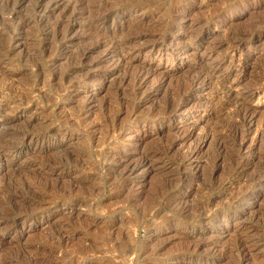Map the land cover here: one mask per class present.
Instances as JSON below:
<instances>
[{"label":"rangeland","instance_id":"rangeland-1","mask_svg":"<svg viewBox=\"0 0 264 264\" xmlns=\"http://www.w3.org/2000/svg\"><path fill=\"white\" fill-rule=\"evenodd\" d=\"M9 1L4 264H264V0Z\"/></svg>","mask_w":264,"mask_h":264},{"label":"bare ground","instance_id":"bare-ground-1","mask_svg":"<svg viewBox=\"0 0 264 264\" xmlns=\"http://www.w3.org/2000/svg\"><path fill=\"white\" fill-rule=\"evenodd\" d=\"M10 4H11V2H10L9 0H6V2H5V6H4L3 10L8 9ZM105 20H106V16H105V17H101V16H100V17H97L95 21H96V22H98V21H100V22H104ZM236 46H238V44H236ZM238 109H240V108H238ZM240 111H241V110H240ZM239 114H240V113H239ZM132 119H133V118H132ZM135 119H136V118H135ZM135 119H133V120H135ZM129 120H130V119H129ZM243 120H244V119H243ZM231 121H232V120H231ZM233 121H234V120H233ZM237 122H238V121H234V122H233V126H235L236 128L239 127V125H240V124L237 123ZM239 129H240V128H239ZM49 131H50V130H49ZM234 137H235V136H234ZM220 138H221L220 141L218 140V141H219V142H218V144H219V148L217 147L218 149H220V150L222 149V150H223V148H228V147H230V146H232V145L234 146L235 140H234L232 137H225V138L220 137ZM203 142H204V141H203ZM237 142H238V141H237ZM216 146H218V145H216ZM230 148H231V147H230ZM156 149H157V148H156ZM150 150H151V149H150ZM218 151H219V150H218ZM225 151H226V150H225ZM12 152H17V149H14V146H13V145H10V144H6V145L2 144V145H1V144H0V158H4V157H7V156H10L9 153H12ZM153 152H154V151H153ZM153 152H151V153H153ZM218 153H219V155H220V152H218ZM222 153H223V152H222ZM153 154H154V153H153ZM153 154H152V155H153ZM149 157H150L149 155H146L145 160H147ZM7 158H8V157H7ZM237 164H238V163H237ZM237 164H235V165H237ZM134 165H135V164H134ZM134 165H133V166H134ZM233 165H234V164H233ZM262 165H263V164H262ZM135 166H136V165H135ZM230 166H232V165H230ZM131 167H132V166H131ZM235 168H236V166H235ZM240 168H241V167H240ZM129 169H130V168H129ZM231 169H232V168H231ZM261 169H262V166H261ZM131 170H134V168H131ZM131 170H130V171H131ZM235 170H236V169H235ZM237 170H238V169H237ZM203 171H204V170H203ZM230 171H231V170H230ZM232 171H234V169H233ZM260 171H261V172L259 173L258 178L261 179V178H264V168H263L262 170H260ZM204 174H207V173H205V171H204ZM204 174H203V176H204V178H205V175H204ZM249 178H250V177H249ZM249 178H248V179H249ZM253 178H254V177H253ZM168 179H169V178H168ZM254 179H255V178H254ZM260 179H259V180H260ZM207 180H209V179H207ZM205 181H206V180H204V182H205ZM246 181H247V180H246ZM249 181H253V180L250 179ZM257 181H258V180H257ZM165 182H166L165 184H164V182H162L163 184H162V186H161V188H160L161 191L163 192V194H166V193H164V192H166V191L168 190V188H170V187H168L169 185L172 186V184H171L169 181H168V182H169L170 184L167 183V178L165 179ZM173 182H174V181H173ZM207 182H208V181H206L205 183H207ZM210 182H211V181H209L208 183H210ZM212 182H213V181H212ZM255 182H256V181H255ZM122 183H123V182H122ZM122 183H120V184H122ZM205 183L203 184L204 186H205ZM248 183H249V182H248ZM252 183H253V182H251V184H252ZM123 184H124V183H123ZM168 184H169V185H168ZM212 184H214V182H213ZM212 184H211V183L209 184V186L211 187V190H213V189H212ZM124 185L126 186V184H124ZM207 185H208V184H207ZM221 185H222V184H220V186H221ZM209 186H208V187H209ZM216 186H219V185L216 184ZM216 186L214 185V189H215ZM247 186H248V185H247ZM206 187H207V186H206ZM206 187H204V188L206 189ZM210 187H209V189H210ZM247 188H248V187H247ZM209 189H207V190L209 191ZM207 190L205 191L206 193L208 192ZM211 190H210V191H211ZM245 190H246V189H245ZM161 191H160V192H161ZM169 191H170V189H169ZM167 192H168V191H167ZM205 192H204V193H205ZM204 193H203V194H204ZM206 193H205V194H206ZM213 193H214V192H213ZM210 194H211V193H210ZM161 195H162V194H161ZM169 195H170V194H166V195H164V196H165V198H166V197H169ZM207 195H208V194H206L205 196H207ZM211 195H213V194H211ZM162 197H163V196H162ZM203 198H204V197H203ZM207 198H209V197H207ZM207 198H206V199H207ZM207 201L210 202V200H207ZM212 201H213V200H211V202H212ZM208 202L206 203V205L204 204V207H205V206L208 207V206L210 205ZM211 202H210V203H211ZM207 210H208V208H207ZM59 230H60V228H59ZM61 231L63 232V231H66V230H63V229H62ZM58 232H60V231H58ZM62 232H61V233H62ZM63 234H64V232H63ZM58 235H59V234H58ZM60 235H61V234H60ZM60 235H59V236H60ZM64 235H66V234H64ZM64 235H61V236L64 237ZM61 236H60V237H61ZM68 236H69V235H68ZM66 239H67V238H66ZM238 246H239V245H238ZM71 253H72V252H71ZM71 253H70V255H71ZM73 253H74V252H73ZM75 253H76V252H75ZM78 253H79V251H78ZM78 253H77V254H78ZM82 253H83V252H82ZM82 253H81V254H82ZM2 254H3V253H2ZM77 254H75V255H77ZM83 254H84V253H83ZM64 255H65V254H64ZM68 255H69V254H68ZM79 255H80V253H79ZM84 255H85V254H84ZM0 256H2L1 253H0ZM72 256H73V255H72ZM72 256H69L68 258H71ZM82 256H83V255H82ZM82 256H81V257H82ZM6 257H7V256H6ZM73 257H74V256H73ZM73 257H72V258H73ZM65 259H67V258H65ZM6 260H7V259H6ZM6 260L0 258V264H4V262H5ZM68 260H69V259H68ZM68 260H67V261H68ZM70 260H71V259H70Z\"/></svg>","mask_w":264,"mask_h":264}]
</instances>
